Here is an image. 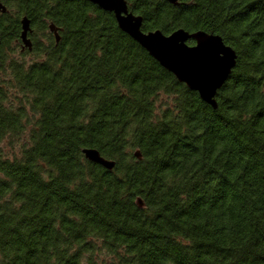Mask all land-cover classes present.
<instances>
[{
    "label": "trees",
    "instance_id": "trees-1",
    "mask_svg": "<svg viewBox=\"0 0 264 264\" xmlns=\"http://www.w3.org/2000/svg\"><path fill=\"white\" fill-rule=\"evenodd\" d=\"M1 1L0 264H264V0H126L234 50L215 109L89 1Z\"/></svg>",
    "mask_w": 264,
    "mask_h": 264
},
{
    "label": "water",
    "instance_id": "water-1",
    "mask_svg": "<svg viewBox=\"0 0 264 264\" xmlns=\"http://www.w3.org/2000/svg\"><path fill=\"white\" fill-rule=\"evenodd\" d=\"M99 9L113 15L118 28L137 42L146 52L164 69L170 72L175 79L183 83L189 90L197 93L198 97L210 107L215 109L216 94L226 82L236 64L234 50L226 45L220 36L202 30L187 32L177 29L165 35L159 30L144 32L141 29L142 18L128 9L126 0H87ZM176 5L178 0H166ZM0 12L5 13L6 7L0 0ZM20 40L22 49L31 50L32 42L28 36L31 32L30 22L26 16L20 19ZM49 31L54 35L55 42L59 41L58 29L49 24ZM192 40L193 44H188ZM213 42L216 49L220 50V60L223 66L219 71L208 72L205 67V47L208 42ZM84 157L101 165L105 169H112L114 162L103 158L96 149H82ZM134 155L140 159L139 151ZM141 205V201L137 200Z\"/></svg>",
    "mask_w": 264,
    "mask_h": 264
},
{
    "label": "snow or ice",
    "instance_id": "snow-or-ice-1",
    "mask_svg": "<svg viewBox=\"0 0 264 264\" xmlns=\"http://www.w3.org/2000/svg\"><path fill=\"white\" fill-rule=\"evenodd\" d=\"M205 67L208 72L219 71L223 62L220 60V50L216 49L213 42L208 41L205 45Z\"/></svg>",
    "mask_w": 264,
    "mask_h": 264
}]
</instances>
